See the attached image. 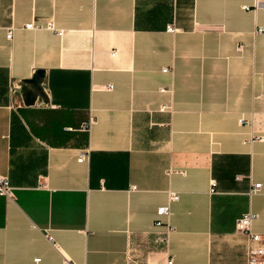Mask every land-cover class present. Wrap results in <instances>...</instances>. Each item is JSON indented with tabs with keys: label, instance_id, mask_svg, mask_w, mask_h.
I'll return each mask as SVG.
<instances>
[{
	"label": "crops",
	"instance_id": "0c3cea01",
	"mask_svg": "<svg viewBox=\"0 0 264 264\" xmlns=\"http://www.w3.org/2000/svg\"><path fill=\"white\" fill-rule=\"evenodd\" d=\"M259 28L254 0H0V264H246L235 219L257 213L264 243Z\"/></svg>",
	"mask_w": 264,
	"mask_h": 264
},
{
	"label": "built area",
	"instance_id": "2783aa9c",
	"mask_svg": "<svg viewBox=\"0 0 264 264\" xmlns=\"http://www.w3.org/2000/svg\"><path fill=\"white\" fill-rule=\"evenodd\" d=\"M264 6V0H254V6ZM247 7V6H245ZM26 28H32V23H28L25 25ZM168 32L172 33L175 32V28L173 25H168L167 29ZM257 32L264 34V28L257 29ZM12 31L9 29L7 31L6 37L8 39L11 38ZM167 69L164 68L163 71H166ZM112 85H106V89H111ZM95 122V119L93 116H89L88 120L86 122H83L81 125V129L84 131H88L91 127V125ZM89 151L87 149H82L78 152L77 155V161L82 162L88 158ZM214 183L211 184L210 191H214L213 187ZM261 183L255 182L253 183L252 187L249 190V193H256L260 190ZM13 195V187L9 182V179L7 176L0 175V196H4L7 198L12 197ZM178 199V195L175 192L170 191L169 192V200L168 203L165 205H161L156 209L155 212V219L154 224L159 226L165 224V219L168 217V215L171 212L170 209V203L173 201H176ZM257 218V213L253 211H247L243 214H241L239 217L235 219V228L238 232L243 233L247 236L249 242H255L256 245L249 246L247 250L246 255V264H264V243L262 241L261 235L258 233L252 231V223ZM162 240H166V237L162 238ZM39 259L36 258L35 261L37 262ZM65 264H72L69 261H66ZM166 264H172V258H169L166 262Z\"/></svg>",
	"mask_w": 264,
	"mask_h": 264
},
{
	"label": "water",
	"instance_id": "95a60500",
	"mask_svg": "<svg viewBox=\"0 0 264 264\" xmlns=\"http://www.w3.org/2000/svg\"><path fill=\"white\" fill-rule=\"evenodd\" d=\"M42 82H43V71H38L33 75L32 78L23 81L24 89L28 91V97L27 99H25L26 104H31L33 102V99L35 98L31 95L32 89H34L35 94L43 95Z\"/></svg>",
	"mask_w": 264,
	"mask_h": 264
}]
</instances>
